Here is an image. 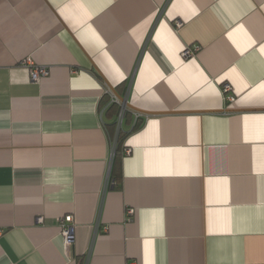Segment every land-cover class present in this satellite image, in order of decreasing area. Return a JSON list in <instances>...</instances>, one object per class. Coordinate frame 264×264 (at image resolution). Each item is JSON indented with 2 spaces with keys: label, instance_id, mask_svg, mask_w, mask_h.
<instances>
[{
  "label": "crops",
  "instance_id": "obj_1",
  "mask_svg": "<svg viewBox=\"0 0 264 264\" xmlns=\"http://www.w3.org/2000/svg\"><path fill=\"white\" fill-rule=\"evenodd\" d=\"M0 228V264H264V0H0Z\"/></svg>",
  "mask_w": 264,
  "mask_h": 264
},
{
  "label": "built area",
  "instance_id": "obj_2",
  "mask_svg": "<svg viewBox=\"0 0 264 264\" xmlns=\"http://www.w3.org/2000/svg\"><path fill=\"white\" fill-rule=\"evenodd\" d=\"M200 49L199 46H193V47H189L186 48L183 51V56L184 57H190L193 56L196 52H198ZM25 63L29 64L32 66V70H31V77L32 80L38 81L41 80V78L49 75V67L45 66V65H36L34 64V62L32 60H28L25 61ZM224 89V93L226 95V99L228 100L229 104H233L236 101V95L234 93L233 87L231 84L226 83L223 86ZM108 94H110L111 96V103H117L121 105V109H120V114L118 117V132L120 129H122V125L124 122V116H125V112L128 110V105H127V101L126 100H122L115 92L112 88H108ZM116 144H117V138L114 141L113 144V148H112V152H111V158L113 159L115 156V148H116ZM129 150L126 148L125 149V153H128ZM135 212L134 209H130L128 210L129 214H133ZM43 220V217L41 216L39 218V221L41 222ZM73 216L72 215H66L63 216L59 219V223H60V227L62 230V234L64 235L65 238V244L66 247L69 249L72 246L73 243V239H74V235H73ZM3 232V230L0 228V234Z\"/></svg>",
  "mask_w": 264,
  "mask_h": 264
},
{
  "label": "trees",
  "instance_id": "obj_3",
  "mask_svg": "<svg viewBox=\"0 0 264 264\" xmlns=\"http://www.w3.org/2000/svg\"><path fill=\"white\" fill-rule=\"evenodd\" d=\"M112 107L114 110H116V108H117L116 103H113ZM127 114H128V110L125 112L124 117H126ZM141 125H142L141 121L137 122L135 124L133 130L140 128ZM127 136H128V133L125 132L123 130V128L119 130L118 135H117V144H116V148H115V156L113 158L112 170H111V174H110L111 179L114 180L116 187H119L120 183H121L120 182V174L118 172V166H119V163L125 154V149H126L125 140H126Z\"/></svg>",
  "mask_w": 264,
  "mask_h": 264
},
{
  "label": "water",
  "instance_id": "obj_4",
  "mask_svg": "<svg viewBox=\"0 0 264 264\" xmlns=\"http://www.w3.org/2000/svg\"><path fill=\"white\" fill-rule=\"evenodd\" d=\"M114 92L117 94V92L115 91V89H114Z\"/></svg>",
  "mask_w": 264,
  "mask_h": 264
}]
</instances>
